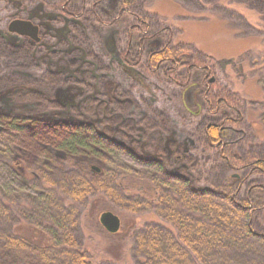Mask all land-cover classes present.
<instances>
[{
	"label": "trees",
	"instance_id": "1",
	"mask_svg": "<svg viewBox=\"0 0 264 264\" xmlns=\"http://www.w3.org/2000/svg\"><path fill=\"white\" fill-rule=\"evenodd\" d=\"M234 1L264 25V0ZM101 2L22 0L72 19L67 37L41 26L39 42L13 46L0 35V169L37 191L0 187V264H264V150L247 148L251 135L231 138L245 130L242 98L213 57L173 43L172 27L152 29L129 0L108 14ZM110 31L140 79L110 61ZM63 90L72 102L59 98ZM238 168L248 173L234 175ZM105 202L149 215L128 233L130 252L108 239L121 226L101 227L109 234L101 250L84 243L83 213L97 216Z\"/></svg>",
	"mask_w": 264,
	"mask_h": 264
},
{
	"label": "rangeland",
	"instance_id": "2",
	"mask_svg": "<svg viewBox=\"0 0 264 264\" xmlns=\"http://www.w3.org/2000/svg\"><path fill=\"white\" fill-rule=\"evenodd\" d=\"M129 1L133 8L140 9L142 13L147 14L152 29H156L157 26H170L175 30L173 43L180 42L216 60L224 76L231 83L233 92L240 95L243 101L241 107L246 121L245 130L234 129L235 133L232 134L231 138L238 141L241 135L244 137L251 135L247 148L250 146L256 147V152L262 153L264 150V25L259 23L257 14L251 9H247L242 2L235 3L234 0H217L216 6L209 5L204 0ZM247 1L245 3H248ZM120 2L121 0H102L101 10L108 14ZM6 4H12L16 11H1L0 25L6 21L8 22L17 15V12H20L19 14L25 15L28 19H36L43 27L44 33L56 40L67 37L70 30L67 23L72 19L45 11L43 4H37L30 8L24 5L22 0H4V3L0 2V7H5ZM218 5L220 8L229 10V15L218 10ZM233 12L235 14L232 15ZM54 21L60 22V24L55 25ZM74 22L77 21L74 20ZM111 29L113 27L108 26L107 32ZM114 32L110 31L105 39L106 50L110 53V61H116L133 77L140 79L138 72L124 65L121 60L114 42L116 33ZM0 35L10 41L13 46H20L22 42L21 38L9 34L6 28L1 26ZM46 47L49 49L52 48V45H46ZM19 58L22 60V57ZM74 59L77 60L75 57ZM18 66L21 68V62L18 63ZM60 71L65 76H71L75 73L72 68L65 67H61ZM59 98L67 103L72 102V99H69V93L65 90L60 91ZM5 99L6 97L3 101ZM178 138L186 146L191 142L190 139L182 135ZM119 158L141 172L150 171L148 170L150 168H142L124 155H120ZM14 172L12 168L5 172L0 169V187L34 196L37 192L34 189L35 183L32 180H30L31 182L26 181L24 177ZM247 173L248 170L245 171L241 168L233 171V174L239 177ZM217 178L218 175L215 173L213 179ZM219 181L218 179L215 180L216 183H219ZM221 183L218 185H221ZM103 205L107 207L102 209L97 216L91 217L89 214L86 216L83 213L81 231L84 243L87 244L90 252L101 250L104 241L107 239L105 237H108L109 234L101 228L99 215L103 211L110 210L118 215L121 220V235L118 238L110 237L108 239L111 241L121 239L125 243L123 248L130 252L132 240L128 233L140 229L149 221V215L146 213H130L115 207L113 204L106 203ZM131 227H134V229L130 230ZM122 263L127 264L125 261Z\"/></svg>",
	"mask_w": 264,
	"mask_h": 264
},
{
	"label": "water",
	"instance_id": "3",
	"mask_svg": "<svg viewBox=\"0 0 264 264\" xmlns=\"http://www.w3.org/2000/svg\"><path fill=\"white\" fill-rule=\"evenodd\" d=\"M7 29L10 32H14L19 35L26 36L36 42L40 40V37L38 35L39 28L36 24H33L30 20L14 19L9 22ZM99 222L101 226L109 233H116L121 226V220L119 216L110 210L103 211L99 215Z\"/></svg>",
	"mask_w": 264,
	"mask_h": 264
},
{
	"label": "flooded vegetation",
	"instance_id": "4",
	"mask_svg": "<svg viewBox=\"0 0 264 264\" xmlns=\"http://www.w3.org/2000/svg\"><path fill=\"white\" fill-rule=\"evenodd\" d=\"M4 1V0H3ZM9 7H10V9L8 10V8H7V12H15L16 11V8L12 5V4H7ZM20 12H17L16 14H17V16H14V17H12L9 21H8V23H7V25H6V31L9 33V34H12V35H15V36H17V37H19V38H21L22 40H24V39H29L28 37H26V36H22V35H19V34H17V33H14V32H10L8 29H7V26H8V24H9V22L10 21H12V20H14V19H24V20H30L33 24H36L37 26H38V28H39V32H38V35H39V37H40V24L39 23H35V22H33L31 19H28L27 17L26 18H22V17H20L21 15L19 14ZM51 13V12H50ZM55 14V13H54ZM40 39H41V37H40ZM34 41V40H33ZM40 41V40H39ZM38 41V42H39ZM36 42V41H35ZM213 81V78H212V80L210 79V82H212Z\"/></svg>",
	"mask_w": 264,
	"mask_h": 264
}]
</instances>
